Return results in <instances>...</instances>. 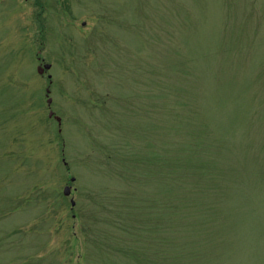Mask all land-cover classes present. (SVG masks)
Listing matches in <instances>:
<instances>
[{
	"label": "rangeland",
	"instance_id": "obj_1",
	"mask_svg": "<svg viewBox=\"0 0 264 264\" xmlns=\"http://www.w3.org/2000/svg\"><path fill=\"white\" fill-rule=\"evenodd\" d=\"M0 264H264V0H0Z\"/></svg>",
	"mask_w": 264,
	"mask_h": 264
},
{
	"label": "water",
	"instance_id": "obj_2",
	"mask_svg": "<svg viewBox=\"0 0 264 264\" xmlns=\"http://www.w3.org/2000/svg\"><path fill=\"white\" fill-rule=\"evenodd\" d=\"M46 68H50V66H46ZM39 71H40V73L44 72V70L42 68H39ZM49 103H51V100H49ZM65 193H66V195H69L70 194V189L67 188Z\"/></svg>",
	"mask_w": 264,
	"mask_h": 264
}]
</instances>
